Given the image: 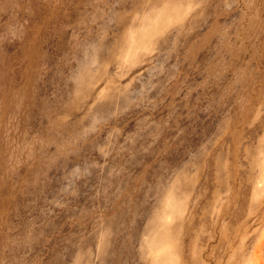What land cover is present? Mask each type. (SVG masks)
Instances as JSON below:
<instances>
[{"label":"rangeland","instance_id":"1","mask_svg":"<svg viewBox=\"0 0 264 264\" xmlns=\"http://www.w3.org/2000/svg\"><path fill=\"white\" fill-rule=\"evenodd\" d=\"M0 264H264V0H0Z\"/></svg>","mask_w":264,"mask_h":264}]
</instances>
